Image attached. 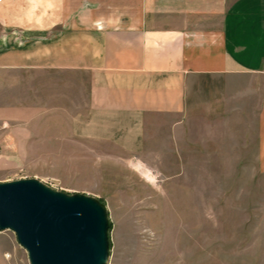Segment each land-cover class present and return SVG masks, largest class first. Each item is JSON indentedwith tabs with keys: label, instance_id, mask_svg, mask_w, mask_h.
<instances>
[{
	"label": "crops",
	"instance_id": "obj_1",
	"mask_svg": "<svg viewBox=\"0 0 264 264\" xmlns=\"http://www.w3.org/2000/svg\"><path fill=\"white\" fill-rule=\"evenodd\" d=\"M36 72L83 79L85 107L19 99L15 85ZM2 90L0 132L13 133L0 182L45 178L30 161L51 136L137 154L146 132H196L194 121L198 132L245 121L264 170V0H0Z\"/></svg>",
	"mask_w": 264,
	"mask_h": 264
},
{
	"label": "rangeland",
	"instance_id": "obj_2",
	"mask_svg": "<svg viewBox=\"0 0 264 264\" xmlns=\"http://www.w3.org/2000/svg\"><path fill=\"white\" fill-rule=\"evenodd\" d=\"M30 77L15 85L19 99L25 89L31 101L41 96L48 107H85L83 79L76 84L53 74ZM55 124L61 126L51 121L48 127ZM193 127L196 132H146L137 154L112 145L107 153H92L78 142L55 145L58 139L51 136L49 145L33 148L30 161L46 177H26L22 170L14 176L36 178L56 193L95 203L104 217L102 264H264L258 132L247 130L245 121L240 132H198V121ZM12 133L0 132V154ZM0 257L2 264H31L9 229L0 230Z\"/></svg>",
	"mask_w": 264,
	"mask_h": 264
},
{
	"label": "water",
	"instance_id": "obj_3",
	"mask_svg": "<svg viewBox=\"0 0 264 264\" xmlns=\"http://www.w3.org/2000/svg\"><path fill=\"white\" fill-rule=\"evenodd\" d=\"M13 230L31 264H102L104 217L92 201L36 178L0 182V230Z\"/></svg>",
	"mask_w": 264,
	"mask_h": 264
},
{
	"label": "bare ground",
	"instance_id": "obj_4",
	"mask_svg": "<svg viewBox=\"0 0 264 264\" xmlns=\"http://www.w3.org/2000/svg\"><path fill=\"white\" fill-rule=\"evenodd\" d=\"M135 166L140 169V171L146 175V177H148L149 179L153 180V177H152V174L150 173V171L148 169H145L143 168V166L138 163V164H135Z\"/></svg>",
	"mask_w": 264,
	"mask_h": 264
}]
</instances>
